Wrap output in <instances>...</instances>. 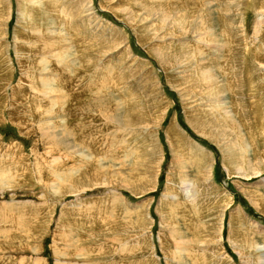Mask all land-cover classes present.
<instances>
[{
    "label": "rangeland",
    "instance_id": "1",
    "mask_svg": "<svg viewBox=\"0 0 264 264\" xmlns=\"http://www.w3.org/2000/svg\"><path fill=\"white\" fill-rule=\"evenodd\" d=\"M0 264H264V0H0Z\"/></svg>",
    "mask_w": 264,
    "mask_h": 264
},
{
    "label": "bare ground",
    "instance_id": "2",
    "mask_svg": "<svg viewBox=\"0 0 264 264\" xmlns=\"http://www.w3.org/2000/svg\"><path fill=\"white\" fill-rule=\"evenodd\" d=\"M175 7H176V5H175ZM44 9V8H43ZM32 11H33V9H32ZM31 11V12H32ZM35 11H36V9H35ZM64 11V10H63ZM176 12V11H175ZM181 12V11H180ZM178 13V12H177ZM182 13V12H181ZM180 14V13H179ZM130 16V15H129ZM134 16V15H133ZM186 16V15H185ZM177 18V17H176ZM185 18V17H184ZM184 18H179V22H180V24L179 25H183V26H185V27H187L186 26V24L184 23V22H187ZM174 19V18H173ZM206 19H208V18H206ZM202 20V19H201ZM175 21V20H174ZM203 21H205V19L203 20ZM177 22H178V20H177ZM176 22V23H177ZM189 23V22H188ZM202 23H204V22H202ZM28 24V23H27ZM173 24H175L174 22H173ZM202 25V24H201ZM203 25H205V24H203ZM178 26V25H177ZM196 26V25H195ZM197 27V26H196ZM207 27V26H206ZM208 29V28H207ZM196 30V29H195ZM52 73V72H51ZM210 77V76H209ZM90 85V84H89ZM70 86V85H69ZM78 88V87H77ZM82 89H83V87H82ZM81 89V90H82ZM80 90V89H79ZM80 92H82V91H80ZM59 98V97H58ZM252 98V97H251ZM35 99H37V98H35ZM24 109H25V107H24ZM75 109V108H74ZM75 112H74V115H76V112H77V110L75 109L74 110ZM49 112V111H48ZM83 112H84V109H83ZM104 112V111H103ZM59 117H61V116H59ZM58 118V117H57ZM48 119V118H47ZM51 119V118H50ZM106 120V119H105ZM44 124V123H43ZM103 124V123H102ZM62 125V124H61ZM49 126V125H48ZM55 126V125H54ZM50 127V126H49ZM64 127V126H63ZM52 128V127H51ZM50 128V129H51ZM66 128V127H65ZM63 129V128H62ZM83 129V128H82ZM50 131V130H49ZM64 131H66V130H64ZM84 131V130H83ZM65 133V132H64ZM67 134H65V135H68V132H66ZM61 134V133H60ZM83 134V133H82ZM62 135H64V134H62ZM61 137V136H60ZM60 137H57V138H59L60 140H61V138ZM64 137V136H63ZM69 137V136H68ZM214 137V136H213ZM56 138V139H57ZM66 138V137H65ZM64 139V138H63ZM58 142V141H57ZM59 142H61V141H59ZM87 144V143H86ZM88 145V144H87ZM234 146V145H233ZM237 147V146H236ZM235 153L234 154H231V156L229 157V161L228 162H230V164H232L234 167V172L233 173H240V174H244L245 172H248L249 173V171H253V175H258L259 173H260V171H262V170H260V166H258L257 164L255 165V167H253V166H250L249 165V170H247L248 169V167H243L242 165V163H241V156L243 155V154H239L238 152H236V151H234ZM243 159V158H242ZM243 161V160H242ZM246 162V161H245ZM259 162V161H258ZM240 163H241V165H240ZM243 163H244V161H243ZM247 166V165H246ZM254 168V169H253ZM7 172V171H6ZM206 174H208L207 172H206ZM245 174H247V173H245ZM3 175H4V173H3ZM231 175V174H230ZM250 175V174H249ZM6 176V175H5ZM248 177V176H247ZM252 177V176H251ZM4 179V178H3ZM11 179V178H10ZM191 187V186H190ZM185 191H190L189 190V187L186 189L185 188ZM187 195V194H186ZM191 196V195H190ZM193 196H194V194H193ZM244 239V238H243ZM240 244V243H239ZM245 244V243H244ZM69 245V244H68ZM241 246H242V244H240ZM178 249V248H177ZM176 249V250H177Z\"/></svg>",
    "mask_w": 264,
    "mask_h": 264
}]
</instances>
